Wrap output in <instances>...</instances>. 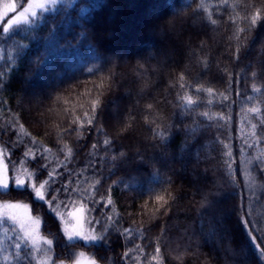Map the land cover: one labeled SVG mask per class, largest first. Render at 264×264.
Instances as JSON below:
<instances>
[{"label": "trees", "instance_id": "16d2710c", "mask_svg": "<svg viewBox=\"0 0 264 264\" xmlns=\"http://www.w3.org/2000/svg\"><path fill=\"white\" fill-rule=\"evenodd\" d=\"M130 1L62 2L0 31L9 175L46 163L54 202L86 205L103 240L67 242L30 191L0 203L29 204L56 261L124 264L139 244L141 264H264V0ZM7 233L0 264H35Z\"/></svg>", "mask_w": 264, "mask_h": 264}, {"label": "rangeland", "instance_id": "374dc122", "mask_svg": "<svg viewBox=\"0 0 264 264\" xmlns=\"http://www.w3.org/2000/svg\"><path fill=\"white\" fill-rule=\"evenodd\" d=\"M62 2H69L70 4L73 2V0H0V31L3 33V35H7V34H10L12 32L19 30L20 28L27 29L31 24H33L35 19L40 17L42 14H45L47 12H52L54 9H56V6L58 4H63ZM139 2L140 0L130 1L127 3L126 7L127 8L129 7V10H130V6L133 3V6H132L133 10L137 13L139 9L138 7ZM113 9L114 11H118L120 13V8L118 6H115ZM142 10L144 13H146L145 5H143ZM135 12L134 14H132V16L136 15ZM118 16L119 14L116 15V17ZM10 22L12 23L10 24ZM5 29H7V31H5ZM11 45L12 44L10 43L9 47L7 46L8 52L12 50ZM5 49H6L5 46L1 44L0 45V61L3 58L2 50H5ZM28 100L33 103L36 102V99L34 98H30ZM5 151L6 150H4V148L0 146V155H4V154L6 155ZM25 152L26 151H23V154ZM23 154L21 153L22 162L31 161L32 160L31 157L34 156L33 153L28 152V158H24ZM37 165H38L37 167H34V169H31V170L38 171V168H40V165H46V163H42V164L37 163ZM18 167H19L18 169H15L16 171H19L22 167L31 168L29 165H22V164H18ZM43 170H46V173H48V170L49 172H53L52 170L54 169L53 168L47 169L46 167V169H43ZM53 175H55L54 172H53ZM55 193L57 194V192ZM43 203H45L49 207V205L46 202H43ZM84 206L87 210L84 212H81L80 211L81 204L62 203L59 201L53 202L51 208L54 210L53 213L60 223L62 236H63L62 229L64 225L60 222V218L63 217L65 220H71L74 222L73 217L70 216L69 213H75V214L86 217L87 223L85 224V227L89 229L91 233L98 235V236H103V234H105V228H103L102 230L100 229L101 232L96 230L97 222L92 220V217L90 216L91 213L89 212L88 207L86 205ZM9 211L15 213V215L17 216L18 222H13L8 219L0 218V231H2V234H0V236L5 235V233H7L5 229H7L9 231V233L7 234H10V236H13L20 243V245L23 244L32 251L34 255L35 264H76L78 260L81 262V264H89L90 261H95L91 256L86 255L84 253H83L84 254L83 256H80L79 255L80 253L77 254V256L74 257L72 260L57 259L56 261L54 258L55 256L49 252L48 245L43 244L42 242H39V238L41 237L40 235L41 224L39 228L36 229L35 231H33L31 227L21 228L20 226L21 223L26 224L28 221L29 210L20 208V209H14V210H9ZM57 213H59L60 215L58 216ZM30 214H31V211H30ZM2 226L3 227L5 226L6 228L5 227L3 228ZM32 239H36L38 241L35 247L32 246V243H31ZM65 240L70 243H74L75 241H81L87 246H91V244H96L100 242V241H97L96 243H91V242L85 243L82 240H74V241H68L67 239ZM172 243L173 242L171 241L170 245L171 247H173L172 248V250H174L173 253H176L175 251L176 248H180L182 249V251H185L187 246L190 244L188 243V240L183 241V239L179 241L178 244H177V241L174 243V245H172ZM134 245H137L135 246L137 251H135L134 254H130V255L127 252H125V255L123 256L124 264H141L140 259L141 260L143 259L146 261V258H147L146 251L142 247H140L139 244H134ZM153 261L154 262L156 261L155 258H153ZM95 264H99V263L95 261Z\"/></svg>", "mask_w": 264, "mask_h": 264}, {"label": "snow or ice", "instance_id": "6c2138e0", "mask_svg": "<svg viewBox=\"0 0 264 264\" xmlns=\"http://www.w3.org/2000/svg\"><path fill=\"white\" fill-rule=\"evenodd\" d=\"M11 23L12 22H10V24ZM253 23H255V20L253 21ZM5 31H7V29H5ZM23 156L24 158H28V152H25ZM31 158L33 160L37 159L35 156H32ZM46 167L47 165H40L41 169H46ZM11 171L12 175L10 176V169L4 163L3 155H0V195L4 194L10 187H13L17 190H23L25 192L30 191L34 199L41 202H46L51 208L53 202L57 199L56 195L52 194V188L50 186L51 179L53 178V172H48V178L40 180L38 179V173L29 168L22 167L19 171H16L15 165H13ZM49 197L51 198L49 199ZM20 208L29 210L28 221L26 224L21 223V228L31 227L33 231L38 229L41 224V219L38 216H31L30 206L26 203L11 201H4L3 203H0V218L18 222L15 213L9 210ZM86 210L87 209L85 208V206L81 205L80 211L84 212ZM57 215L59 216L60 214L57 213ZM69 215L73 217L74 222L71 220H65L63 217L60 218V222L64 225L62 231L65 239H67L68 241L82 240L85 243H96L97 241L103 240L102 236L91 233L89 229L85 227V224L87 223L86 217L75 213H69ZM37 242L38 241L36 239H32V246L35 247ZM39 242H42L43 244H46L48 246H51L53 244V241L51 239H47L44 237H40ZM79 255L83 256L84 254L80 253ZM76 264H81V262L78 260ZM89 264H95V261H90Z\"/></svg>", "mask_w": 264, "mask_h": 264}]
</instances>
